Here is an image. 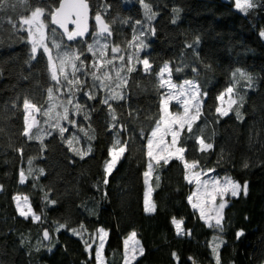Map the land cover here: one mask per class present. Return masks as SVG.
Returning a JSON list of instances; mask_svg holds the SVG:
<instances>
[{
	"label": "trees",
	"instance_id": "16d2710c",
	"mask_svg": "<svg viewBox=\"0 0 264 264\" xmlns=\"http://www.w3.org/2000/svg\"><path fill=\"white\" fill-rule=\"evenodd\" d=\"M86 1L88 30L71 41L50 22L59 0H27L23 6L12 0L14 8L0 11V264H92L99 227L107 231L106 264H124L123 238L131 231L144 249L131 264H216L214 238L225 241L220 264H264V3L245 14L234 0H143L151 10L146 13L140 0ZM35 7L45 9V43L59 84L42 49L32 58V43L20 27ZM97 12L108 32L99 31ZM165 63L172 80L193 81L203 96L192 132L186 125L177 138L185 159L248 182L247 195L229 197L223 232L209 228L190 205L192 186L176 159L153 164L149 187L156 210H144L147 139L161 116L159 70ZM240 73L252 78L251 85ZM228 87L235 103L221 116L218 96ZM25 101L38 109L31 140L23 135ZM60 128L67 129L63 136ZM197 137L213 148L199 151ZM117 139L116 147L125 151L105 185V162ZM17 193L27 195L40 220L18 214ZM173 218L184 221V235L176 234ZM60 225L66 227L57 231ZM240 229L244 235L237 239Z\"/></svg>",
	"mask_w": 264,
	"mask_h": 264
},
{
	"label": "snow or ice",
	"instance_id": "6c2138e0",
	"mask_svg": "<svg viewBox=\"0 0 264 264\" xmlns=\"http://www.w3.org/2000/svg\"><path fill=\"white\" fill-rule=\"evenodd\" d=\"M15 3H19L22 6L24 4L27 3V0H15ZM140 3L143 4L144 9L146 11V13H150L151 10L149 8V5L144 4L143 0H140ZM261 3H264V0H234V5H235V9L236 10H240L243 13L247 14L250 10H254L256 8H258L260 6ZM6 7H15V4L12 3V0H0V11L5 10ZM108 6L105 5V11H107ZM175 12H178L179 9H174ZM87 12H88V4L86 3V0H61L60 5L58 8H56L54 11L50 12V22L53 25H59L60 28H62L64 30V32L67 34V39L68 40H73L76 37H83L85 35V32L87 31ZM154 15V14H152ZM45 16V9L42 7H35L34 10L30 11V15L27 16V18H21L19 23H20V27L22 29H24L29 38H31V43H32V47H31V52H32V58L35 59V54L38 51V48L42 49L44 53L47 54V60L49 65L51 66V76L52 79L57 81V83L59 84V80L57 77V72H56V68L53 64V60H52V54H51V50L49 49L47 43H45L47 37H46V33H45V25L43 23V20L41 19V17ZM95 20L99 26V31L101 33L104 32H108V28L107 26L103 23L102 17L100 15L99 12L96 13L95 15ZM148 20L150 22L151 20V15L148 16ZM173 23H175V20L172 21ZM68 23H72L76 26V30L69 32L68 31ZM137 24H140V21L136 22ZM25 26H27L25 28ZM145 31L149 32L150 34H154V29H145ZM141 35H143V33H141ZM259 35L264 38V30H262ZM198 43V41H197ZM57 48H59V45H56ZM188 47H192V45H188ZM88 51L91 52L92 51V46L89 45L88 46ZM113 52H117L119 51L118 48H113L112 49ZM122 59V58H121ZM143 64V68L145 72H148L151 70V65L149 63L148 59H144L142 61ZM63 68V63H61V69ZM129 71H131V69H129ZM239 71V70H237ZM167 72L169 74V77L171 75V69L169 67V65L166 63L164 64V66L162 68H160L159 70V75L161 77H163V74ZM233 75L235 76L236 73H233ZM241 77L248 80L249 84L251 85V80L252 78L244 73H240ZM98 79V77H97ZM185 85H190L192 88H196V90L198 91V87L196 85H193L192 81H185L184 82ZM165 84V82L163 81V79L161 80V87H163ZM171 88H175V85H170ZM226 92L228 94H231L233 92V87H228L226 89ZM48 94L49 96H51V89L48 90ZM206 95V94H205ZM94 97L89 95V99H93ZM173 97L171 95H169V97L167 99L163 100V112L166 114L168 112V104L169 101L172 99ZM177 100H179V96L175 97ZM193 98H195V93H193ZM113 99H123L122 96H115L113 97ZM218 100H220L221 102L224 100V94L222 93L219 97ZM242 100V98H241ZM198 103H200V101H197ZM69 103H71V101H69ZM103 103L108 104V100L105 99L103 101ZM186 103V101H185ZM230 103H235V101H231ZM77 107H79L77 105ZM24 108L25 110H28L29 108L35 109L36 106L35 105H31L28 101L24 102ZM38 111V109H37ZM114 111V110H113ZM185 113H187L188 109L187 107H185L184 109ZM216 112H218L221 116H227L229 115V111L223 110L221 107H217L216 108ZM46 114V113H45ZM235 115L238 119H241V114L240 112L237 110L235 112ZM27 120V117L25 118ZM63 119L67 120L68 116H67V109H65V114ZM191 119L193 118H189L188 120H185L183 118L177 119V118H172L169 119L166 116H162L161 120L159 122H157L156 124V128L154 130H152L151 132V136L152 138H156L157 134L159 133V140L157 143V146L159 148V151L155 154L153 153V139H148L147 141V157L149 158L148 163H147V171L144 172V177L147 178L152 170H153V160H155V163L157 165L160 164V161L162 160L163 163L166 165L170 162L171 159H176L179 161L183 162V167L186 170V172L190 173V175H186L185 179L187 180L188 183L190 184H195L196 188H197V192H199L202 188L207 189L208 187H211L212 191L208 192L205 191L204 196L206 197L205 199L201 200L200 202H195L192 203L193 201V197L196 195V193H194L193 195H190L188 197V201L191 203V206L193 209H198L199 210V215L200 218L205 220V222L207 223V226L209 228H215L217 230H219L220 232H223L224 227H223V215H222V210L227 207V200L225 199V197L227 196H231V197H238L241 193V191H243L244 195H247V191H248V182L245 181L243 185H241V183L239 181H234L231 178H225L223 186H220V181L219 180H202L201 179V175H208V173L210 172H214L215 169H208V170H196L199 168V164L200 162L198 160H193L192 162H188L185 157H184V152H185V148L183 147H175V145L177 144V137L180 135V133L185 129V126L187 125V131L189 133L192 132V123L190 122ZM112 120L116 121V117L113 114L112 116ZM74 123V121H73ZM161 125H163V131H161ZM178 125V128L175 127ZM33 125L31 123L27 124V127L25 128L23 135L26 136L29 140L33 139L32 136L29 135V129L32 127ZM118 125L116 123L112 124V127H117ZM67 129L65 128H60V135L63 136V133L66 131ZM171 135V144H167L165 142V137L168 135ZM36 139H39V136L35 137ZM198 140V143L200 145L199 151L201 152H205L207 150H210L213 148V145L211 143H206L204 141V139L202 137H197L196 138ZM120 140L117 139L115 141V145L113 146V148L110 151V156L111 159L109 161L105 162V168H104V173H105V178L103 180V183L106 185L108 183L107 180V176L111 174V171L113 169V167L118 163L120 156L124 153L125 151V147L121 146V147H116L118 145H120ZM67 144L71 147L72 145V140L69 139L67 141ZM165 148H168V153L166 155H161V153L164 151ZM73 151H75V149H72ZM88 151H91V148L89 147ZM87 153H83L81 154L80 152H77V155H80L81 158H83V155H86ZM31 163V161H29V164ZM249 165L245 164L244 167L247 168ZM41 173L43 172V170H40ZM24 175L23 172H21L20 174V182L23 183L24 182ZM217 197L220 198V203L217 205L216 201H217ZM17 200L19 199L18 197L16 198ZM26 199V198H25ZM52 204H55V201H51ZM211 208V212L210 213H206V208ZM17 208H19V204H17ZM144 210L145 212H155V205L150 203L148 197H145L144 200ZM20 216H23L25 218H28L29 215H33L35 216L36 220H40L41 217L40 216H36L35 213L31 212V209L29 208V211H24V210H20ZM214 220V223H212L211 221ZM171 223H173L175 225V229H176V234L177 235H184V229H183V224L184 221L183 220H176L175 218L172 219ZM65 225H60L57 228V231H59L62 228H65ZM83 228V226H81ZM74 235L80 236L81 239H83V233L82 232H77L75 229H71L70 230ZM98 234L99 235V245L98 248L96 249V260L98 262V264H103V258H102V250L104 248V236L107 235V233L105 232L104 229H98ZM190 231L188 230V234L190 235ZM136 233L132 232L130 238L135 237ZM244 235V231L242 229L238 230L236 233V238L239 239L241 236ZM43 237L44 239H50L49 237V233L47 230L43 231ZM214 241H218V242H214L213 247H212V251L215 254V261L216 264H220V258H219V247L221 244L225 243V241L223 240H218V238H214ZM93 243H95V240H93ZM85 244V250L89 253H91V248L92 245L90 243H88V241H84ZM125 244V254H124V264H131L130 260H129V252H128V241L124 242ZM138 244V242H137ZM137 249H133L132 250V260L136 259V253ZM138 252L139 255H143L144 253V249L142 246H140L138 248ZM173 257L177 259L178 261V257L176 255V253H173Z\"/></svg>",
	"mask_w": 264,
	"mask_h": 264
},
{
	"label": "rangeland",
	"instance_id": "374dc122",
	"mask_svg": "<svg viewBox=\"0 0 264 264\" xmlns=\"http://www.w3.org/2000/svg\"><path fill=\"white\" fill-rule=\"evenodd\" d=\"M41 19H42V17H41ZM93 20L95 21V23H96V25H97V27L99 29V26H98V24H97V22L95 20V16L93 17ZM43 23H44V21H43ZM44 25H45V23H44ZM26 27L27 26H25V28ZM28 38H29V36H28ZM29 40L31 42V38H29ZM163 66H164V64H163ZM159 77H160V81L163 79V81L165 82V84L163 86L164 91H163V95H162V99H161V116H160L159 121L161 120L162 116H166L169 119H172V118H177V119L183 118L185 120H188L189 118H193L194 119L196 117V115L198 114L200 108H201L202 99H203L202 94L199 93V91H197L196 88H192L190 85H185L184 82L185 81H190V80H180V81L172 80V78L169 77V74L167 72H165L163 74V77H161L160 75H159ZM170 85H175L176 87L175 88H171ZM193 93H195V98H193ZM222 93L224 94V100L222 102L220 100H218V106L217 107H221L223 110L228 111V109L230 108V106L232 104L230 102L233 101V92L231 94H228L226 92V90H224ZM169 95H171L173 98L169 101L168 112L165 114L163 112V100L167 99L169 97ZM177 96H179V100H177L175 98ZM185 101H186V103H185ZM197 101H200V103H198ZM172 103L175 104L173 107L171 106ZM30 104L33 105L32 103H30ZM185 107H187V109H188L187 113H185V111H184ZM23 108H24V105H23ZM26 117H27V120L25 119ZM193 119H191V121ZM24 122H25V128L27 127L28 123H31L33 126L36 125V122H37V108H35V109L29 108L28 110H25V108H24ZM163 127L164 126L161 125V131H163ZM175 127L178 128V125L175 126ZM31 128L28 130L29 132H30ZM155 128H156V125L153 128V130ZM148 139H153V144H154L153 153H154V156H155V154L159 151V148L157 146V143H158V140H159V133L157 134L156 138H152L151 133H150ZM148 139H147V141H148ZM165 142L167 144H169V145L171 144V135L170 134L165 137ZM175 147H180V146H178L176 144ZM168 150H169L168 148H165L164 151L161 153V155H166L168 153ZM110 159H111V156L109 157V160ZM148 160H149V158H148ZM188 162H192V161H188ZM154 163H155V160H153V164ZM208 169L209 168H203V170H205V171L208 170ZM196 170H200V169L198 168ZM150 175L147 178L144 177V180H145L144 200H145V197L147 196L149 201H150V203H152L151 187H149ZM186 175H190V173L186 172ZM225 178H231L232 180L236 181L235 179H233L228 174H215L214 172H210V173H208V175H203V174L201 175V179L202 180H209V181H211V180H219L220 181V186H223ZM191 186H192V188H191V192H190L189 196L193 195L194 193H196V195L193 197L192 203L200 202L201 200L205 199L206 198L204 196L205 191H208V192L212 191L211 187H208L207 189L202 188L199 192H197L196 185L193 183V184H191ZM17 197L19 198L18 200L16 199ZM229 197H231V196L229 195V196L225 197L227 202H228ZM14 202H15V206H16L18 214L20 213V210L29 211V208L31 209L32 213H35L32 210L31 206H30L29 199H28L27 195L22 194V193L15 194ZM216 203H217V205L220 203V198L219 197H217ZM17 204H19V208H17ZM190 205H191V203H190ZM194 210L199 215V210L198 209H194ZM205 210H206V213H210L211 212V208L210 207L206 208ZM35 215L37 216L36 213H35ZM28 217L32 218L33 220H36L35 216H33V215H29ZM199 217H200V215H199ZM203 221L205 222V220H203ZM211 222L214 223V220L211 221ZM101 228L102 227H99L98 229H101ZM102 229H104V228H102ZM104 230L107 233L106 229H104ZM132 232H134V231H131L127 236H125L123 238V256L125 254V244H124V242L128 241V252H129V260H130V262L132 261V254H133L132 250L133 249H137V251L135 253V255L137 256L139 254L138 248L141 246L136 235H135V237L130 238ZM99 235L100 234H98V241H97V244H96V247H95V251H94L95 261L92 264H98V262L96 260V249L98 248V245H99ZM105 239H106V236H104V243H105ZM137 242H138V244H137ZM101 255H102V258H103V264H106V261H105L104 256H103V250H102Z\"/></svg>",
	"mask_w": 264,
	"mask_h": 264
},
{
	"label": "water",
	"instance_id": "95a60500",
	"mask_svg": "<svg viewBox=\"0 0 264 264\" xmlns=\"http://www.w3.org/2000/svg\"><path fill=\"white\" fill-rule=\"evenodd\" d=\"M60 2H61V0H59V2L57 4V6L55 7V9L59 7ZM86 3L88 4L87 1H86ZM86 23H87V30H88V27H89V24H90V7H89V4H88V12H87V21H86ZM58 28H59L60 32L65 33L64 30L59 27V25H58ZM74 30H76V26L74 24H72V23H68V31L71 32V31H74ZM78 38H82V37H76L75 39H78Z\"/></svg>",
	"mask_w": 264,
	"mask_h": 264
}]
</instances>
